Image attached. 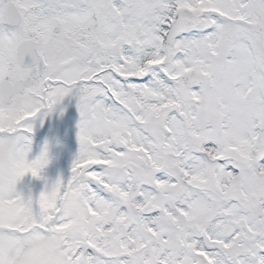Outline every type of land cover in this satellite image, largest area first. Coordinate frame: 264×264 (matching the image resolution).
Returning <instances> with one entry per match:
<instances>
[{
	"label": "snow or ice",
	"instance_id": "1",
	"mask_svg": "<svg viewBox=\"0 0 264 264\" xmlns=\"http://www.w3.org/2000/svg\"><path fill=\"white\" fill-rule=\"evenodd\" d=\"M0 264H264V0H0Z\"/></svg>",
	"mask_w": 264,
	"mask_h": 264
},
{
	"label": "rangeland",
	"instance_id": "2",
	"mask_svg": "<svg viewBox=\"0 0 264 264\" xmlns=\"http://www.w3.org/2000/svg\"><path fill=\"white\" fill-rule=\"evenodd\" d=\"M70 164H71V160L68 161V165H69V166H70ZM58 174H59V173H57V175H58ZM49 175H50V178H51V179L56 178L55 175H52V174H51V172L49 173Z\"/></svg>",
	"mask_w": 264,
	"mask_h": 264
}]
</instances>
